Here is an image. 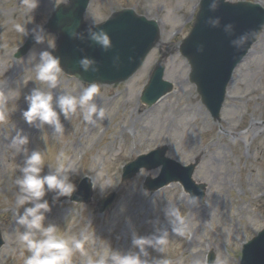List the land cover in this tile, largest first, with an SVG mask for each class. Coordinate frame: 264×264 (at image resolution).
Here are the masks:
<instances>
[{
  "label": "rangeland",
  "instance_id": "rangeland-1",
  "mask_svg": "<svg viewBox=\"0 0 264 264\" xmlns=\"http://www.w3.org/2000/svg\"><path fill=\"white\" fill-rule=\"evenodd\" d=\"M67 0H40L39 7H28L30 0H0V222L5 241L0 250V264H24L29 255L19 239L15 184L23 154L10 147L18 129L29 136V151L46 153V165L56 164L63 152L78 174L71 180L77 185L86 177L97 185L89 205L76 204L66 197L56 202L47 193L50 211L44 226L55 225L68 235L86 236L83 248L73 253L72 264H87L97 253L128 252L134 235L150 236L157 230L169 233L165 253L147 248L148 259H162L171 264H207L212 253L214 264H239L242 247L264 227V34L251 53L237 68L222 112L221 123L214 122L202 105L196 87L189 81L190 66L179 53V45L192 29L200 0H93L86 20L106 21L114 11L133 8L138 14L160 23L161 43L149 60L130 81L117 86H100L94 102L105 110V118L90 124L77 111L65 119V133L54 138L51 126L38 129L22 116L27 109L25 95L41 86L35 79L34 63L15 53L26 38L15 31L19 23L31 28L45 26L60 3ZM258 2L264 0H230ZM48 40L57 44L58 37ZM38 44L33 52L47 49ZM53 48V49H54ZM51 49V50H53ZM166 55V79L174 92L148 108L140 101L141 92L161 56ZM86 84L66 76L60 78L57 93L79 96ZM168 146L169 156L183 165L199 161L195 180L207 185L204 205L196 207L178 183L158 192L145 190L147 178H156L160 170L142 171L130 181H122L123 167L139 155L157 147ZM49 169L45 166L42 175ZM117 193L114 206L100 214L97 203ZM171 205L180 208L189 230L177 237L165 216ZM30 206V205H26ZM23 253V255H22Z\"/></svg>",
  "mask_w": 264,
  "mask_h": 264
},
{
  "label": "water",
  "instance_id": "water-1",
  "mask_svg": "<svg viewBox=\"0 0 264 264\" xmlns=\"http://www.w3.org/2000/svg\"><path fill=\"white\" fill-rule=\"evenodd\" d=\"M91 0H70L67 5H61L52 15L46 30L60 36L58 50L55 56L61 59L62 69L69 75L84 82L100 84H115L128 80L143 65L148 53L156 46L160 38L157 22L138 16L133 10H124L113 14L110 20L98 25L110 37L112 48L103 51L98 45L87 39V24L84 14ZM211 0H202L201 9L196 19L194 29L181 46V53L191 65V82L197 86L202 101L212 113L214 120H220V113L226 98L227 87L236 67L244 60L251 46L258 40L264 29V9L258 4H231L221 0L219 8L209 10ZM219 17L220 27L213 28L208 23L209 18ZM232 24V35L224 32L223 26ZM73 31L85 33L83 41L73 38ZM248 34L247 43L236 49L231 40ZM34 44L32 38L19 51L17 57L25 55ZM87 56L98 62L97 73H84L79 67V60ZM118 61L114 64V58ZM165 66L159 64L146 87L142 101L153 106L163 96L171 92L173 85L164 81ZM167 148L159 149L148 156H141L124 170V180L137 175L142 168L148 170L163 167L157 180H148L150 190H158L173 181H180L186 190L197 195L200 202L205 193V186H197L192 180L196 165L183 167L178 162L166 157ZM85 191L78 196V191ZM73 197L74 201L89 203L92 199V184L84 180ZM116 198V194L100 203L101 212L108 209ZM0 232V248L3 246ZM242 264H264V230L252 242L244 247Z\"/></svg>",
  "mask_w": 264,
  "mask_h": 264
},
{
  "label": "clouds",
  "instance_id": "clouds-1",
  "mask_svg": "<svg viewBox=\"0 0 264 264\" xmlns=\"http://www.w3.org/2000/svg\"><path fill=\"white\" fill-rule=\"evenodd\" d=\"M224 2V0H223ZM40 0H30L28 7L35 10L39 7ZM221 5V0H211L209 10L215 12ZM207 23L213 27H220L219 17L209 18ZM15 31L21 33L26 39L31 37L34 44L48 43V48L33 52L31 49L25 59L34 63L35 79L41 85H47L48 91L43 87L37 86L25 95L24 99L28 107L22 112L24 121L38 129H43L46 125L51 126L54 138L63 137L65 133L61 116L65 119L69 114L77 111L82 115L84 121L95 124L98 120L105 118V110L94 102V98L100 92V85L97 82L89 83L84 87L79 96L57 93L55 98L53 91L58 88L60 78L63 74L61 59L53 55L51 49L54 44L48 40L49 33L42 24H34L31 28L22 24H14ZM96 24L87 26L85 32L87 39L98 45L103 51H110L112 43L109 35L103 30H97ZM226 34L232 35L234 26L226 24L223 26ZM73 38L83 41L85 33L73 31ZM248 40V34H242L231 40V45L239 49ZM114 58V64L118 61ZM79 67L84 73L99 71L98 62L87 56L79 60ZM3 113H0V119ZM29 136L22 129H18L11 139L10 147L16 153L23 154L22 164L19 165V176L15 180L17 192L15 193V207L19 212L17 224L21 227L19 239L27 247L29 255L24 259V264H72L73 253L83 248L86 236L81 234L68 235L59 230L55 225L44 226L45 214L50 211L49 202L45 199L47 193H54V199L60 197H70L76 191V185L72 182L73 175L78 174L70 163H66L68 157L59 153L56 157V164L46 165V153L41 150L29 151ZM45 166L49 169L48 173L42 175ZM93 188L97 186L104 191L112 187L110 182L107 187L97 185L92 180ZM195 197H190V202H196ZM30 205V206H26ZM165 216L171 225L172 233L177 237L187 235L189 227L179 207L171 205L165 210ZM170 243L167 231L157 230V234L150 236L134 235L132 246L138 252H120L108 248L107 252L97 253L95 257H89L87 264H171L166 255L162 259H148L147 248H153L160 253H165V248ZM23 255V253H22Z\"/></svg>",
  "mask_w": 264,
  "mask_h": 264
}]
</instances>
